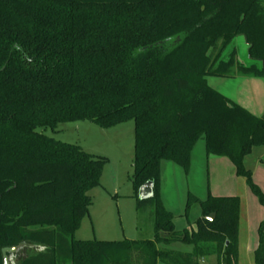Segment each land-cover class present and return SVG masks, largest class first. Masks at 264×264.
<instances>
[{
    "label": "trees",
    "instance_id": "16d2710c",
    "mask_svg": "<svg viewBox=\"0 0 264 264\" xmlns=\"http://www.w3.org/2000/svg\"><path fill=\"white\" fill-rule=\"evenodd\" d=\"M238 37L263 62L240 70L264 75V0H0V264L4 249L21 244L28 256L19 264H58L64 245L68 264H201L210 253L218 264H239V197L189 196L187 210L196 203L202 212L190 232L176 230L160 192L162 162L189 173L204 138L207 155L228 158L264 207L244 163L264 144V116L209 84L228 76L233 62L221 58ZM128 120L134 185L140 192L154 183V239L76 240L107 159L46 130ZM174 243L193 251L159 247ZM254 257L264 264V220Z\"/></svg>",
    "mask_w": 264,
    "mask_h": 264
},
{
    "label": "rangeland",
    "instance_id": "374dc122",
    "mask_svg": "<svg viewBox=\"0 0 264 264\" xmlns=\"http://www.w3.org/2000/svg\"><path fill=\"white\" fill-rule=\"evenodd\" d=\"M220 46L210 50L217 56ZM222 60L233 62L226 77H210L209 84L230 100V103L247 110L253 116H264V75H249L240 70V65L250 66L248 47L243 37H238L226 50ZM258 64V63H257ZM218 65V63H217ZM46 134L57 141L80 146L85 152L107 159L100 185L89 195L92 206L83 217L81 226L74 235L76 240H100L107 242L146 241L155 236L156 203L154 199L141 202L133 175L135 156V123L128 120L110 128H101L89 121H75L60 124L56 131ZM264 158V144L256 146L247 156L245 166L254 171L260 159ZM209 160L205 140L202 138L194 148L189 173L180 166L163 161L161 164V199L165 208L174 216L176 230H197L196 221L201 217V207L193 204L187 210L189 196L201 201L213 196L225 197L232 194L241 199L239 223V264H255L254 253L247 249L258 237L257 229L264 219V208L250 191L245 179L235 175L232 164H220V159ZM218 159V160H216ZM258 182V183H257ZM255 182L264 193V181L260 176ZM229 197V196H228ZM232 197V196H230ZM164 248V246H159ZM27 248V247H26ZM26 248L9 256L8 264H19L27 257ZM33 253L45 254L43 247L30 246ZM58 255V264H68L66 248ZM166 249L190 253L192 246L175 243ZM209 250L207 249V252ZM201 264H218L216 254L200 260ZM159 264H165L159 262Z\"/></svg>",
    "mask_w": 264,
    "mask_h": 264
},
{
    "label": "crops",
    "instance_id": "0c3cea01",
    "mask_svg": "<svg viewBox=\"0 0 264 264\" xmlns=\"http://www.w3.org/2000/svg\"><path fill=\"white\" fill-rule=\"evenodd\" d=\"M193 152H194V150H193ZM193 152H192V157H191V165H192V158H193ZM211 157H216V158H218V159H220L219 161H217V162H219L220 164H226V165H228L229 166V164H232V166L234 167V165H233V163L228 159V158H225V157H218V156H214V155H211V156H208V158H209V160H211L210 158ZM218 159H216V160H218ZM246 159V158H245ZM246 162V161H245ZM247 168V167H246ZM248 169V168H247ZM249 170V169H248ZM234 171H235V175L237 176V174H236V170H235V167H234ZM251 171V170H250ZM252 172V176H253V180H254V182H257V177L258 176H260L261 177V179L264 181V158H262V159H260V161L258 162V164H257V167H256V169L254 170V171H251ZM238 177V176H237ZM258 183V182H257ZM248 186V185H247ZM248 188H249V186H248ZM250 189V188H249ZM250 191H251V189H250ZM230 197V196H233L232 194H229V195H226L225 197ZM217 197H219V196H217ZM263 207V206H262ZM264 208V207H263ZM202 213V212H201ZM264 220V219H263ZM262 223V222H261ZM260 223V224H261ZM259 227H260V225H259ZM259 227H258V229H257V232H258V237L256 238V241L252 244V242H250V244H249V246L247 247V249H248V251H249V254L250 253H254L256 250H257V248H258V246H259ZM192 231H193V229H192ZM175 244V243H174ZM181 244H183V243H181ZM172 245V244H171ZM185 245V244H184ZM170 245H168V246H164L165 247V249H166V247H169ZM193 251V250H192ZM239 251H240V241H239Z\"/></svg>",
    "mask_w": 264,
    "mask_h": 264
},
{
    "label": "water",
    "instance_id": "95a60500",
    "mask_svg": "<svg viewBox=\"0 0 264 264\" xmlns=\"http://www.w3.org/2000/svg\"><path fill=\"white\" fill-rule=\"evenodd\" d=\"M244 40H245V38H244ZM247 47H248V45H247ZM248 57L252 61L251 64L256 62V63H260L261 65H263L262 61H260V62L259 61L258 62L253 61L250 58L249 48H248ZM140 195H141V200H148V199L152 198L154 196V183L148 182L145 185H143L140 189ZM207 218H208V220L213 221L215 218V214H212ZM26 246H27V244H21V245L16 246V247L4 249L3 255H4V259H5V264H8L9 256H12V255L18 253L23 247H26Z\"/></svg>",
    "mask_w": 264,
    "mask_h": 264
}]
</instances>
